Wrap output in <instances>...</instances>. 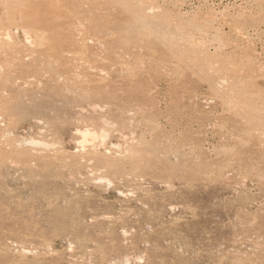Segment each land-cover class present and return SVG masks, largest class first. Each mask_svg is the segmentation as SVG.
<instances>
[{
	"label": "rangeland",
	"instance_id": "obj_1",
	"mask_svg": "<svg viewBox=\"0 0 264 264\" xmlns=\"http://www.w3.org/2000/svg\"><path fill=\"white\" fill-rule=\"evenodd\" d=\"M0 264H264V0H0Z\"/></svg>",
	"mask_w": 264,
	"mask_h": 264
},
{
	"label": "bare ground",
	"instance_id": "obj_2",
	"mask_svg": "<svg viewBox=\"0 0 264 264\" xmlns=\"http://www.w3.org/2000/svg\"><path fill=\"white\" fill-rule=\"evenodd\" d=\"M88 136H93V135H91V134H84V138L85 137H88ZM46 146V145H45ZM47 147V146H46Z\"/></svg>",
	"mask_w": 264,
	"mask_h": 264
}]
</instances>
